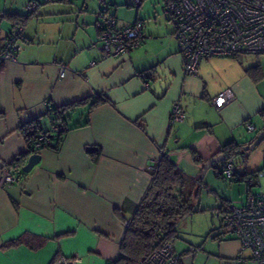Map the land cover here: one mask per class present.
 Segmentation results:
<instances>
[{
    "label": "crops",
    "instance_id": "0c3cea01",
    "mask_svg": "<svg viewBox=\"0 0 264 264\" xmlns=\"http://www.w3.org/2000/svg\"><path fill=\"white\" fill-rule=\"evenodd\" d=\"M28 1L0 0V36L15 27L6 14H27ZM36 1V15L22 25L24 39L15 60L0 61V177L3 167L26 150L19 126L42 117L47 101L63 105L101 95L109 102L88 114L86 105L79 106L73 121L88 118V124L68 130L59 150L42 149L40 162L26 175L0 185V264H61V257H77L73 264H111L120 253L125 221L133 216L162 154L192 179L193 195L211 194L216 198L211 205L219 208L225 192L226 202L235 203L234 183L244 182H230L228 188L213 167L202 174L206 161L223 146L235 143L243 149L264 131V55L201 59L196 73L187 74L172 32L160 33L137 9L134 18L118 24L142 19L141 44L105 56L90 8L95 2ZM104 1L116 16L113 0ZM67 11L79 13L74 19L53 15ZM60 63L66 65L63 77ZM255 66L252 74L246 72ZM150 67L160 78L140 76ZM223 91L231 96L216 107L212 99ZM177 100L185 119L171 123ZM246 122L254 130H247ZM43 124L50 126L46 117ZM247 157L240 161L247 163ZM233 160L239 174L251 171ZM250 192L262 191L251 187ZM24 234L47 242L37 250L3 247Z\"/></svg>",
    "mask_w": 264,
    "mask_h": 264
},
{
    "label": "built area",
    "instance_id": "2783aa9c",
    "mask_svg": "<svg viewBox=\"0 0 264 264\" xmlns=\"http://www.w3.org/2000/svg\"><path fill=\"white\" fill-rule=\"evenodd\" d=\"M142 0H134L139 7ZM163 14L173 24L172 36L183 59L184 71L196 73L201 59L211 57H235L241 55H264V0H163ZM38 3L30 0L26 4L28 12L37 9ZM110 6L101 0L96 11L98 21V42L105 56H117L138 47L143 40L144 22L136 19L132 24L121 26ZM24 39L22 28L17 27L0 36V61H14L16 52ZM92 60L90 64H95ZM66 65L59 64V76L63 77ZM229 91H223L212 99L216 107H221L230 98ZM185 111L179 101L170 110V122H182ZM247 130H254L253 124L245 123ZM56 130L61 129L55 126ZM162 153V151H161ZM243 158V157H242ZM223 179L226 187H231L230 179L237 172L234 160H225ZM156 165V163H155ZM154 169V167H153ZM264 171L258 173V177ZM15 176L3 167L0 185L11 183ZM246 181V180H245ZM244 181V183H246ZM225 212L224 225L234 234L239 243L238 255L233 257L235 264H247L253 260L264 264V192L248 191L246 200L240 205L226 202L225 192L221 194ZM125 221V226L126 223ZM248 251L249 257L241 256ZM75 259L61 257V264H73ZM137 264H182L175 253L173 244L164 242L148 255L139 259Z\"/></svg>",
    "mask_w": 264,
    "mask_h": 264
},
{
    "label": "trees",
    "instance_id": "16d2710c",
    "mask_svg": "<svg viewBox=\"0 0 264 264\" xmlns=\"http://www.w3.org/2000/svg\"><path fill=\"white\" fill-rule=\"evenodd\" d=\"M35 11H27L25 15L6 14V16L14 23V29L17 27L22 28V25L34 15ZM257 69L258 66L251 67L246 69V72L252 74ZM140 76L150 80L160 78L157 76L155 67H150L147 71L144 70L140 73ZM104 102H109V100L101 95H93L63 105H55L51 101H47L45 113L42 117L32 118L19 126L18 130L25 141L26 150L17 155L5 167L15 176V180L26 175L27 173L22 171V166L29 155L40 153L45 148L54 151L59 150L68 130L88 124V118L83 121H73V114L79 106L86 105L88 114L94 107ZM43 117H46L50 122V126L47 128L43 124ZM56 125L60 126L61 129L56 130ZM141 127L144 129L143 125ZM220 152L226 155L225 160H233L239 154L243 157V160L246 158V151L235 143H228L223 146ZM96 157L97 154L94 155L93 159L95 160ZM193 157L195 160L199 159L196 154H193ZM224 162H221V167L213 166V172L217 178H223ZM261 171H264V168L240 174L236 172L230 181L238 183L246 180L248 191H250L253 179H258L257 175ZM194 186L195 183L192 179L166 155L162 154L152 171V180L149 187L138 203L133 216L126 223L119 245V256L111 264H137L139 259L160 247L164 242L169 241L172 243L177 237L178 219L194 207L193 199L194 196L197 197V193L193 195L192 192ZM218 209L223 213L225 212L223 204ZM219 234L221 235V233ZM219 234L214 235L213 238H218ZM46 242L47 238L45 237L24 234L4 243L3 247L26 245L37 250Z\"/></svg>",
    "mask_w": 264,
    "mask_h": 264
},
{
    "label": "rangeland",
    "instance_id": "374dc122",
    "mask_svg": "<svg viewBox=\"0 0 264 264\" xmlns=\"http://www.w3.org/2000/svg\"><path fill=\"white\" fill-rule=\"evenodd\" d=\"M90 1L95 2L93 7L90 6V8H93L92 13L94 14V12L98 10L101 0ZM133 2L134 0L111 1V8L112 11H116L115 17L118 19V23L122 24L134 18L138 9L142 16L145 17L146 21L152 23V26H155L156 30L160 33H169L173 31V24L167 20L162 12L164 5L163 0H142L140 7H136ZM79 8L87 10L89 7L83 8L79 5ZM36 11L34 15H36ZM78 13L77 11H67L53 15L63 19H74ZM35 18L41 19L40 16H36ZM246 154H248L246 159L247 163L246 161H240V155L236 156V159L240 161V163H238L239 169L245 170L246 164L247 170L251 171L264 168V142L261 141L254 148L246 150ZM258 178L260 179L259 181L253 179L252 188L255 191L264 192V177L260 176ZM233 192L235 197V203H232L233 205L238 206L246 200L245 183L241 185L234 183ZM208 196L210 198L206 195L198 194L193 202V209L178 219L176 226L177 237L172 241L173 248L183 264H234L233 257L239 254L237 252L238 249L235 236L229 228L224 225L222 219L224 213L217 209L218 206L211 205L216 201V198L211 194ZM206 198L210 204L206 202ZM219 233H221V235ZM217 234H219V237L213 238V236ZM230 248L232 249V253L229 251ZM248 254V251H243L240 255L249 257ZM247 264L256 263L253 260H249Z\"/></svg>",
    "mask_w": 264,
    "mask_h": 264
},
{
    "label": "water",
    "instance_id": "95a60500",
    "mask_svg": "<svg viewBox=\"0 0 264 264\" xmlns=\"http://www.w3.org/2000/svg\"><path fill=\"white\" fill-rule=\"evenodd\" d=\"M262 139H264V131H261L250 144L243 146V149L249 150L254 148ZM88 149L91 150L93 149V147H89ZM225 159H226V155L224 153H218L217 155H214L213 157L208 159L204 165V170L202 175L205 174L208 168L213 167L217 163H221L225 161ZM40 160H41L40 153H33L29 155L27 161L22 166V171L24 173L30 172L31 169L40 162Z\"/></svg>",
    "mask_w": 264,
    "mask_h": 264
}]
</instances>
